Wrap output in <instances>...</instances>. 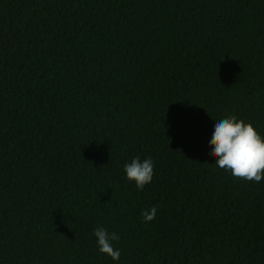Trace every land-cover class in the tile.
Returning a JSON list of instances; mask_svg holds the SVG:
<instances>
[{"label":"trees","instance_id":"obj_1","mask_svg":"<svg viewBox=\"0 0 264 264\" xmlns=\"http://www.w3.org/2000/svg\"><path fill=\"white\" fill-rule=\"evenodd\" d=\"M229 116L264 136V0H0V264H264V181L210 155Z\"/></svg>","mask_w":264,"mask_h":264},{"label":"clouds","instance_id":"obj_2","mask_svg":"<svg viewBox=\"0 0 264 264\" xmlns=\"http://www.w3.org/2000/svg\"><path fill=\"white\" fill-rule=\"evenodd\" d=\"M211 156L216 159L215 166L230 173L236 180L260 183L264 181V136L251 123L229 116L215 121L214 133L210 141ZM126 177L134 182L137 190H144L153 181L154 162L151 158L143 161L136 157L124 165ZM157 208L142 211L145 223L155 219ZM99 251L114 261H119L121 252L114 248L119 241L117 233H109L103 227L94 230Z\"/></svg>","mask_w":264,"mask_h":264}]
</instances>
